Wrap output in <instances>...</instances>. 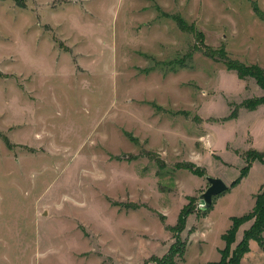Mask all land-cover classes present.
Here are the masks:
<instances>
[{"label":"rangeland","instance_id":"1","mask_svg":"<svg viewBox=\"0 0 264 264\" xmlns=\"http://www.w3.org/2000/svg\"><path fill=\"white\" fill-rule=\"evenodd\" d=\"M253 2L0 0V264H215L264 189L259 158L231 182L264 87L204 49L264 67Z\"/></svg>","mask_w":264,"mask_h":264},{"label":"trees","instance_id":"2","mask_svg":"<svg viewBox=\"0 0 264 264\" xmlns=\"http://www.w3.org/2000/svg\"><path fill=\"white\" fill-rule=\"evenodd\" d=\"M253 9L255 14L258 16V18L262 19L264 21V12L259 8L258 4L253 2ZM176 21L178 22L179 26L182 29L185 30H194L193 25L186 24V22L182 19L181 16H179ZM205 52L207 54H210L211 56H220L222 61L227 64V66L231 69H235L238 76L240 77H246V76H252L254 77L257 82L264 87V67L258 63H246L240 58L233 57L228 54L226 49L223 50H217L214 47H210L209 45L205 46ZM264 102V94L263 95H257L255 98H248L245 100L246 107L252 109L255 108L259 103ZM236 109H231V112L228 114V116H236L237 115ZM243 155L246 158L245 163L241 167L240 174L235 177L231 182L236 183L238 182L242 176L248 171L251 163L256 158H259L260 160L264 161V150H258L253 148H248L245 150ZM188 167H190L191 170L197 171V172H203L202 169H194L193 164L189 163L187 164ZM262 188L264 187V184H262ZM255 204L251 210H248L244 212L242 215H233L231 224L229 225L228 229L225 230L226 232L223 234V238L225 240V244L223 248H221V257L218 260H215V264H240V258L244 254L246 250L249 249V239L255 238L260 242V244L264 247V189H261L258 191V193L255 196ZM188 210L186 208L182 209V212L179 216V223L178 225L182 227L184 224ZM253 219L251 224L246 227L243 231L244 234L240 238V240L232 246V243L236 240V234L238 227L243 223L244 220L247 219ZM178 226V227H179ZM173 228V227H172ZM171 248V246H170ZM172 250V248H171Z\"/></svg>","mask_w":264,"mask_h":264},{"label":"crops","instance_id":"3","mask_svg":"<svg viewBox=\"0 0 264 264\" xmlns=\"http://www.w3.org/2000/svg\"><path fill=\"white\" fill-rule=\"evenodd\" d=\"M257 106H255V108H256ZM255 108H252V109H255ZM248 109H250V108H248ZM238 115V114H237ZM236 115V116H237ZM236 116H232V117H236ZM226 180V179H225ZM262 183H264V181L263 182H261L258 186H257V188L252 192V200H253V197H254V194H255V192H257V189L261 186V184ZM254 205V200H253V203H252V206ZM251 206V207H252ZM250 207V208H251ZM249 208V209H250ZM243 213V212H242ZM241 214V213H240ZM231 223V222H230ZM229 223V224H230ZM251 224V221H245V222H243V224L239 227V231H238V237H242L243 236V234H244V229L246 228V227H248L249 225ZM226 228H228V227H226ZM239 232H240V236H239ZM223 233V231H221V234ZM242 233V234H241ZM224 244V239H223V241H222V243L218 246L219 248L222 246ZM249 249L247 250V251H245L244 252V254H243V256H242V258H241V260L242 261H244V260H249V261H252V262H254L255 264H264V261H262V259L264 258V247L260 244V242H258V240H256L255 238H250L249 239ZM219 257V253L217 254V257L216 258H218ZM215 258V259H216ZM214 259V260H215ZM210 261V260H209Z\"/></svg>","mask_w":264,"mask_h":264},{"label":"water","instance_id":"4","mask_svg":"<svg viewBox=\"0 0 264 264\" xmlns=\"http://www.w3.org/2000/svg\"><path fill=\"white\" fill-rule=\"evenodd\" d=\"M208 187L200 193L202 199L201 207H208L212 204L213 195L227 189L228 183L218 175H207Z\"/></svg>","mask_w":264,"mask_h":264}]
</instances>
